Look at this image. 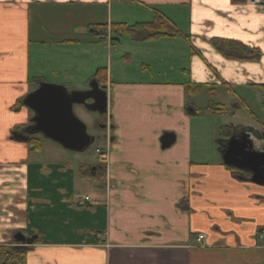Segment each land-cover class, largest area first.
<instances>
[{
	"label": "crops",
	"instance_id": "crops-1",
	"mask_svg": "<svg viewBox=\"0 0 264 264\" xmlns=\"http://www.w3.org/2000/svg\"><path fill=\"white\" fill-rule=\"evenodd\" d=\"M155 15L176 34L143 38V30L118 28ZM124 34L136 44L179 47L183 77L174 78L172 66L140 80L115 73L111 45ZM213 38L237 40L260 56H225ZM93 81L108 99L110 139L90 132L109 142L104 163L70 155L77 151L50 145L40 133L28 136L38 138L36 149L16 135L33 116L18 103L40 82L85 90ZM187 84L213 92L246 88L264 111V5L0 0V243L9 237L20 243L15 233L33 237L26 264H264V185L250 181L248 171L226 166L218 143L246 127L264 142V124L238 96L217 102L227 113L204 112L212 100L198 104L200 92H187ZM243 111L256 127L247 124L250 117L235 120ZM163 139L170 144L163 146ZM87 196L86 209L76 206Z\"/></svg>",
	"mask_w": 264,
	"mask_h": 264
},
{
	"label": "water",
	"instance_id": "water-1",
	"mask_svg": "<svg viewBox=\"0 0 264 264\" xmlns=\"http://www.w3.org/2000/svg\"><path fill=\"white\" fill-rule=\"evenodd\" d=\"M104 89L95 81L85 90H69L60 84L40 82L22 99V104L33 112L31 125L16 135L26 141L29 134L40 133L67 150L84 151L97 137L87 132L86 124L74 114L73 107L82 106L88 111L105 114L107 97ZM255 140L259 141L251 128L238 135L231 134L225 141L222 160L226 166L248 171L250 181L264 185V151L254 148ZM168 144L170 141L162 140L163 146ZM14 237L21 243L18 247L33 241V237L21 233H15Z\"/></svg>",
	"mask_w": 264,
	"mask_h": 264
},
{
	"label": "rangeland",
	"instance_id": "rangeland-1",
	"mask_svg": "<svg viewBox=\"0 0 264 264\" xmlns=\"http://www.w3.org/2000/svg\"><path fill=\"white\" fill-rule=\"evenodd\" d=\"M119 8L121 9L122 7L119 6ZM135 12H132V14H135ZM176 41L177 42L175 44H177L178 46H182V48H184L180 39H176ZM143 43H139V44H136L135 42L133 43L130 40V38L126 36V34H124L123 37L119 41L115 40L112 42V45H111L112 46L111 47L112 69L115 71V73H116V69H118V71L129 74L128 76L129 78L140 80L144 77L151 78V76H157V73L159 72L161 73L164 71L163 69L160 71L161 68H165V67L169 68L170 66H172L173 70L169 72H173L174 78H178L181 76L183 77V73L181 74L180 68L182 67V64L184 63V60L180 58V54L182 51L179 47L178 49L175 48V50H170L169 44H167L170 42L158 44V43L152 42V40H148ZM77 53L74 52V54H77ZM174 53H177L178 55L176 60L173 59L172 57L169 61V57ZM159 56L165 57V61H163L162 64H159L160 62ZM74 59H77V58L74 57ZM152 71H156V72L154 74H150ZM163 76L164 75H162V77ZM170 76L172 78V75ZM198 92L200 93L195 96V100L197 101L198 104L203 103L204 105L206 104V101L209 99L214 102L224 103L228 101L229 96L230 97L238 96L240 98H243L249 102V110L254 111L256 114H258L259 119L261 120V123L264 124V111H262L259 106L260 102L254 95H251L246 88L243 89L240 87H232V89H230L229 91V90H225L219 87L215 89V92H213L212 88L208 89L206 87H202ZM73 112L85 124H91L92 120L95 117H97L90 111L84 108H81V107H77V106L73 107ZM243 113L244 115H241V118H239L238 116L237 117L235 116V120L243 123V121L241 120L248 119L250 117L249 123L247 124H249V126L256 127L257 124L255 121H252L250 114L247 111H246V114L244 111ZM48 141H50L49 142L50 145H55L54 144L55 142H53L52 140H48ZM254 143H255L254 144L255 147L258 150H262L264 148L263 141L255 140ZM259 143H260V146H258ZM96 148L105 149L104 142H102V140L96 139L87 149H85V151L67 152V153H71L70 155H74L76 157H86V159H89L91 161H97V160L99 161L98 159L99 157L95 153ZM80 208L86 209L87 206H83ZM43 238H49V236L48 237L43 236ZM9 239H12V238L9 237L8 239H6L7 241H5V243L12 246L13 244L9 243Z\"/></svg>",
	"mask_w": 264,
	"mask_h": 264
},
{
	"label": "trees",
	"instance_id": "trees-1",
	"mask_svg": "<svg viewBox=\"0 0 264 264\" xmlns=\"http://www.w3.org/2000/svg\"><path fill=\"white\" fill-rule=\"evenodd\" d=\"M117 28V25H115ZM118 28H125V32L133 33L135 31L143 30V38H158L160 36H173L176 34V31L171 27L167 22L162 19V17L155 15L154 18L145 23H136L131 27H125L123 25H118ZM212 45L221 51L225 56L236 57L240 59L247 60H257L260 56V50L257 48H250L237 40L230 39H221L213 38ZM203 87L201 84H187V92L189 93H198V91ZM264 88V86H261ZM213 102V101H212ZM209 102L208 105L204 108V112H211L217 114L227 113L229 110L224 105L217 102ZM20 105L22 103L19 101ZM22 126H18L17 129L20 130ZM219 145L224 147V144L220 143ZM28 143L34 149L39 147L38 138L31 136L28 139ZM100 177V176H98ZM102 177V176H101ZM28 249L17 248L6 243H0V264H26V256Z\"/></svg>",
	"mask_w": 264,
	"mask_h": 264
},
{
	"label": "flooded vegetation",
	"instance_id": "flooded-vegetation-1",
	"mask_svg": "<svg viewBox=\"0 0 264 264\" xmlns=\"http://www.w3.org/2000/svg\"><path fill=\"white\" fill-rule=\"evenodd\" d=\"M87 101H88V103H91V100H87ZM90 112L93 113L97 117H95L92 120L91 124H86L87 125V130L90 133V132H92V131H94L96 129L97 132H100L101 133L103 131L104 125H105V119H104V117L102 115H99L97 112H94V111H90ZM101 117L103 118L102 119L103 121L101 120ZM244 130L241 129L239 131H234V133H232V134L238 135L239 133L241 134V132H243ZM252 132H253L254 135H257L258 134L256 131H253L252 130Z\"/></svg>",
	"mask_w": 264,
	"mask_h": 264
},
{
	"label": "built area",
	"instance_id": "built-area-1",
	"mask_svg": "<svg viewBox=\"0 0 264 264\" xmlns=\"http://www.w3.org/2000/svg\"><path fill=\"white\" fill-rule=\"evenodd\" d=\"M248 2L250 4H253V5H264V0H248ZM96 152L99 154L100 158L101 159H105L106 157V151H100V150H96ZM88 201H89V198L86 197L85 199H79L77 201V206H85L88 204ZM261 237H264V234L261 235ZM203 238V235L202 234H198L197 237H196V240H200Z\"/></svg>",
	"mask_w": 264,
	"mask_h": 264
}]
</instances>
